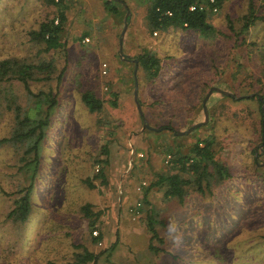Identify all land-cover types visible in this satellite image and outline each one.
Masks as SVG:
<instances>
[{
    "label": "rangeland",
    "instance_id": "374dc122",
    "mask_svg": "<svg viewBox=\"0 0 264 264\" xmlns=\"http://www.w3.org/2000/svg\"><path fill=\"white\" fill-rule=\"evenodd\" d=\"M113 1L115 13L103 0H0V61H8L0 78V139L7 138L0 142V264H67L82 246L97 253L94 264H264V134L259 138L256 102L232 101L214 90L208 95L209 106L216 104L210 122L205 103L206 122L175 133L203 119L197 93L202 80L235 95L254 88L264 93V85L246 81L247 71L263 64L254 43L264 37V20L239 32L248 3L257 14L264 13V5L222 0L216 10L206 7L215 32L203 36L177 26L151 32L150 0ZM59 10L66 16L61 43L44 51L29 33ZM142 49L159 59L155 76L138 64ZM46 60L52 61L50 71L46 76L33 70L27 92L13 71L19 63ZM236 64L242 67L234 70ZM49 90L55 103L33 175V164H24L30 157L23 154L26 140L10 137L24 128L17 118L44 114L42 92ZM84 90L102 100L98 111L84 105ZM209 132L228 177L202 193L189 185L181 201L164 196L163 183L149 185L156 175L176 170L171 160L164 161L167 153L185 152ZM29 182V212L24 220H13L7 212ZM86 202L101 211L93 229L98 240L91 238L80 209ZM149 213L161 239H152L158 251L147 248Z\"/></svg>",
    "mask_w": 264,
    "mask_h": 264
},
{
    "label": "trees",
    "instance_id": "16d2710c",
    "mask_svg": "<svg viewBox=\"0 0 264 264\" xmlns=\"http://www.w3.org/2000/svg\"><path fill=\"white\" fill-rule=\"evenodd\" d=\"M46 1L54 2V0ZM113 2V0H103V6L109 12L115 13L117 9ZM199 2H208V0H150L149 5L146 9L147 26L151 32L163 31L169 26H177L193 30L203 36H210L215 32V29L213 25L207 20V12L204 9H199L197 6H194L193 9H189L190 4H197ZM221 3L222 0H214V4L216 6H219ZM261 4L264 5V0H261ZM65 19L66 16L62 10H59L56 15L44 18L38 23L36 29L30 31V38L36 41H41L43 43L42 49L44 51H48L51 48L58 47L61 43L59 40V33L62 30ZM257 19L264 20V13H255L251 3H248L246 12L244 13V15H242V22L239 27V32L247 30L248 26L254 23ZM228 28L233 30V26L229 20ZM242 40L243 39H241V41ZM254 44L256 46L258 58L263 64L258 68V70H256V72H253V70H248L246 81L247 84L250 83L251 85H253L254 82H256L257 84L259 82L260 85H264V37L260 42H256ZM136 57L138 64L150 76H155L157 74L159 69V59L154 53L150 52L148 49H142L136 55ZM51 67V60L41 61L36 64L19 63L16 66L15 71L13 72L16 74L17 79L21 82L26 91L30 92L28 81L32 77L31 73L33 72V70L45 72V75L47 76ZM241 67L242 64H236L234 70H237ZM7 69L8 61H0V78H2L6 74ZM60 75V72L56 75V83H58ZM210 85V82L207 80L200 81L198 86L199 89L197 91L199 95V103L201 102L202 96L204 95L206 89ZM213 91L214 90H212L211 92ZM246 91L247 90H245V92ZM250 91L251 93L241 95H224L223 93H220L219 91L218 92L222 97H225L232 101H246L248 103H250L251 101L256 102L257 126L259 138H261V134H264V105L263 108H261V100H264V93L257 88L250 89ZM42 93L43 96H45V98H43L44 114L41 117L35 118L29 117L28 115H23L20 119L17 118V126L18 124H23L24 128L20 131H18V128L15 129L10 137L15 140H26L27 146L23 149V154H30V157L24 161V164H33V175L38 161L39 142L43 137L44 127L48 123V111L50 107L55 103L54 95L50 90ZM112 94H114V92H112ZM33 95L36 97V94ZM258 95L260 97H258ZM80 99L89 111H98L101 108L102 100L99 97L95 96L89 90L82 91L80 93ZM208 99L209 96L206 98L205 103L207 104L209 115L207 122H210L211 116L214 115L212 114V112L214 111L216 104L213 103L211 106H209ZM110 103L112 105H115V99H111ZM224 106L225 104L223 102H219V107ZM214 136L215 135L213 132H209L203 137L196 139L185 152L180 153L179 150L176 149V154H172V156L170 154L168 158V161H172L173 166L176 165V170L171 173H160L159 175H156L154 181L149 185H159L160 183H163L162 194L166 197H175L178 201H181L186 194V188L189 185H194V188L202 193L204 188L209 189L212 184L220 183L225 177H228L229 170L227 165L222 161L216 159L215 157L218 144L217 146H215L216 141L214 139ZM6 139L1 138L0 142ZM100 152L105 156L103 159H101V162H105L107 159V146L105 144L101 145ZM97 174H99L101 180H103L101 167L97 169ZM84 181L89 186L92 185L88 178H85ZM31 189V182L18 189L20 194L14 199L13 206L7 212L8 217L13 220L19 221H22L26 218L30 209L29 196ZM80 209L83 215L87 218V226L89 227V229H95L96 221L101 211L99 209H92L91 205L87 202L83 203L80 206ZM153 224L154 220L149 213L147 215L146 221V226L149 230L147 248L158 251L161 249L155 247L152 244V239L156 238V240L159 241L161 239L154 229ZM99 237L100 233L98 232L96 233V235H91V238L93 240H98ZM96 257L97 253L89 251L84 246H82V249L80 251L74 252L72 260L67 262V264H85L86 262H92V264H94Z\"/></svg>",
    "mask_w": 264,
    "mask_h": 264
},
{
    "label": "water",
    "instance_id": "95a60500",
    "mask_svg": "<svg viewBox=\"0 0 264 264\" xmlns=\"http://www.w3.org/2000/svg\"><path fill=\"white\" fill-rule=\"evenodd\" d=\"M125 19H126V14H124V16H123L124 24L122 26V29H121L120 34H119V37H118V52H119L120 55H122V52H121V36H122L123 31H124L125 26H126ZM212 90H217V91H219V92H221L223 94H227V95H231L232 94L231 92L226 91V90H223V89H220V88H218L216 86H212V85L209 86L208 89H207V91L205 92V94L203 95V97L201 99V106H202V110H203V119L200 120V121H196V122L192 123L185 130H178L175 133H177V134L187 133L192 128H195V127H197V126H199V125H201V124H203V123L206 122V120H207V108H206V105H205V101H206L207 96L209 95V93ZM133 97H134V100H135V102L137 104V107H138V102H137V99H136V79L135 78H134ZM258 97H260V96L258 95ZM263 105H264V100H261V108H263ZM144 125L146 127L150 128V129H158V128L152 127V126H150L148 124H144ZM262 137H263V135H262Z\"/></svg>",
    "mask_w": 264,
    "mask_h": 264
},
{
    "label": "built area",
    "instance_id": "2783aa9c",
    "mask_svg": "<svg viewBox=\"0 0 264 264\" xmlns=\"http://www.w3.org/2000/svg\"><path fill=\"white\" fill-rule=\"evenodd\" d=\"M206 3V4H205ZM194 6H197L199 9H205L206 7L210 8L211 10H216L217 6L214 4V0H208V2H199L197 4L195 3H192L189 5V9H193ZM101 72L104 73L105 72V63H102L101 65ZM170 154L167 153L165 155V158H164V161L167 162L168 161V158H169ZM92 233L95 235L96 234V231L93 230Z\"/></svg>",
    "mask_w": 264,
    "mask_h": 264
}]
</instances>
